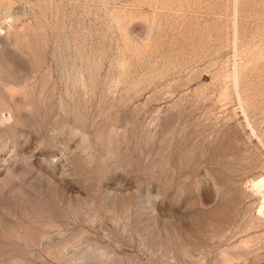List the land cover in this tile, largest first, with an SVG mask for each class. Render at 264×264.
Returning <instances> with one entry per match:
<instances>
[{"label": "rangeland", "instance_id": "obj_1", "mask_svg": "<svg viewBox=\"0 0 264 264\" xmlns=\"http://www.w3.org/2000/svg\"><path fill=\"white\" fill-rule=\"evenodd\" d=\"M263 176L264 0H0V264H264Z\"/></svg>", "mask_w": 264, "mask_h": 264}, {"label": "bare ground", "instance_id": "obj_2", "mask_svg": "<svg viewBox=\"0 0 264 264\" xmlns=\"http://www.w3.org/2000/svg\"><path fill=\"white\" fill-rule=\"evenodd\" d=\"M235 13H236V16H237V14H238V9H237V7H236V10H235ZM235 37V36H234ZM236 41H237V32H236V37H235V43H236ZM235 47H236V44H235ZM234 74H236V68H235V73ZM238 75V74H237ZM236 79V78H235ZM236 86H237V80H236ZM253 132H254V129H253ZM262 141V140H261ZM254 186H257L258 188H264V176L263 177H261L259 180H258V182H256L255 184H254ZM263 204V206H261L262 208L261 209H263L264 208V203H262ZM261 212V211H260ZM264 213V210H263V212H262V214Z\"/></svg>", "mask_w": 264, "mask_h": 264}]
</instances>
